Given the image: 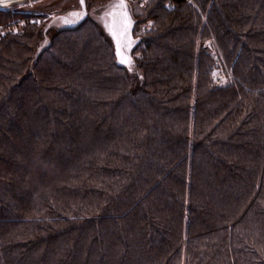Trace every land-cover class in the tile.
<instances>
[{
	"label": "trees",
	"instance_id": "1",
	"mask_svg": "<svg viewBox=\"0 0 264 264\" xmlns=\"http://www.w3.org/2000/svg\"><path fill=\"white\" fill-rule=\"evenodd\" d=\"M129 12L133 75L90 17L40 49L0 10V264H264V0Z\"/></svg>",
	"mask_w": 264,
	"mask_h": 264
},
{
	"label": "water",
	"instance_id": "2",
	"mask_svg": "<svg viewBox=\"0 0 264 264\" xmlns=\"http://www.w3.org/2000/svg\"><path fill=\"white\" fill-rule=\"evenodd\" d=\"M25 1L27 0H0V10L7 9L12 5L25 2ZM79 3L81 6V0H79ZM119 3H120V0H110L107 4L103 5L102 10L99 11L100 12L99 16L93 12L92 13L93 16L90 15L91 16L90 18L98 22V24L102 27L105 34L110 38L113 44V47H114L117 62L127 69V67L125 66L127 64L122 63L121 58L123 57L126 60H129L130 55H131L130 54L131 50L134 47L135 43L137 42V40L132 38L131 31L133 27V21L130 18L127 6H126V11H127L128 22H127L126 28L123 30L120 28L118 18H117V24H116L117 35L114 36L112 31H110L109 27L107 26V25L113 24V18H112L111 13L121 11L120 9H117L115 7ZM72 14H76V15H72ZM85 18H86V10H85L84 3H83V7L81 6L80 10L67 12L62 16H58V17H54L50 19L43 28V34L45 35V32L51 29L58 30V29L73 28L77 26ZM65 20H67L68 22L65 23L64 22ZM46 43H47V38L45 35L44 40L42 41V44L40 46V49ZM118 47H119V53H120L119 55H118Z\"/></svg>",
	"mask_w": 264,
	"mask_h": 264
},
{
	"label": "rangeland",
	"instance_id": "3",
	"mask_svg": "<svg viewBox=\"0 0 264 264\" xmlns=\"http://www.w3.org/2000/svg\"><path fill=\"white\" fill-rule=\"evenodd\" d=\"M77 2V0H27L25 2H21L15 5L10 6L7 9L4 10H11V11H21L23 13H28L29 15L31 14H50V11L53 9H56V12H59L61 14L65 10L68 12L71 11H76L80 10L78 5H71L73 2ZM110 0H84V7L86 10V17H91L90 15L93 16V12L96 13V15L99 16L100 12L103 8V5L107 4ZM80 4V3H79ZM81 7V6H80ZM100 9V10H99ZM129 10V9H128ZM90 12V13H89ZM103 12V11H102ZM130 18L133 21L131 14L129 12ZM11 22V21H9ZM134 24V21H133ZM133 29V27H132ZM52 31H55V29H51ZM132 33V31H131ZM133 38V37H132ZM135 40H138V38H133ZM212 40L209 39L205 42V46H207L210 50H214L213 45H212ZM131 63H126L125 65L127 67V70L129 74H137L135 68H134V62L133 59L130 55V59L128 60ZM214 63H215V69L213 72V79L216 83L221 84L223 83L228 77L224 73V71L221 69V63L220 60L217 59L216 57L214 58Z\"/></svg>",
	"mask_w": 264,
	"mask_h": 264
},
{
	"label": "snow or ice",
	"instance_id": "4",
	"mask_svg": "<svg viewBox=\"0 0 264 264\" xmlns=\"http://www.w3.org/2000/svg\"><path fill=\"white\" fill-rule=\"evenodd\" d=\"M81 6L83 7V0H81ZM117 9H120L121 11L119 12H113L111 13L112 18H113V24L112 25H107L109 27V30L112 31L113 35H117V30H116V24H117V18L118 22L120 25V28L123 30L127 26L128 18H127V11H126V5L124 3V0H120V3L115 6ZM76 15V14H72ZM65 23L68 21L65 20ZM119 47H118V55H119ZM122 63H131L130 61L126 60L125 58H121Z\"/></svg>",
	"mask_w": 264,
	"mask_h": 264
},
{
	"label": "built area",
	"instance_id": "5",
	"mask_svg": "<svg viewBox=\"0 0 264 264\" xmlns=\"http://www.w3.org/2000/svg\"><path fill=\"white\" fill-rule=\"evenodd\" d=\"M128 5H132L133 3L137 4L138 6H144L146 3V0H126ZM23 21L19 20V21H11L6 23L5 25H0V38L2 37L3 33L5 31H11V32H15L17 30L18 27H20L22 25ZM149 26L146 25V27L144 26L143 29L146 30Z\"/></svg>",
	"mask_w": 264,
	"mask_h": 264
},
{
	"label": "crops",
	"instance_id": "6",
	"mask_svg": "<svg viewBox=\"0 0 264 264\" xmlns=\"http://www.w3.org/2000/svg\"><path fill=\"white\" fill-rule=\"evenodd\" d=\"M124 1H125V3H126L127 8L129 9V5H128L127 1H126V0H124ZM128 12H129V10H128ZM65 13H66V12H62L61 14H59V12H56V9H53L52 11H50V14H48V16H49L48 21H49L50 19L54 18V17L62 16V15H64ZM41 15H43V14H41Z\"/></svg>",
	"mask_w": 264,
	"mask_h": 264
},
{
	"label": "flooded vegetation",
	"instance_id": "7",
	"mask_svg": "<svg viewBox=\"0 0 264 264\" xmlns=\"http://www.w3.org/2000/svg\"><path fill=\"white\" fill-rule=\"evenodd\" d=\"M76 3H77V4H76ZM75 4H76V5H78V7L80 8L79 0H77V2H75V1H74V2H73L71 5L73 6V5H75ZM64 12H66V13H67L68 11H67V10H65Z\"/></svg>",
	"mask_w": 264,
	"mask_h": 264
}]
</instances>
